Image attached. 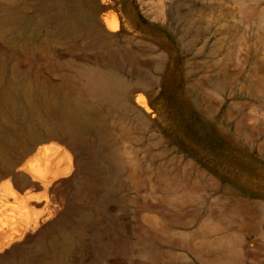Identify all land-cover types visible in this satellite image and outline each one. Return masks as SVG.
Masks as SVG:
<instances>
[{"label":"rangeland","instance_id":"rangeland-1","mask_svg":"<svg viewBox=\"0 0 264 264\" xmlns=\"http://www.w3.org/2000/svg\"><path fill=\"white\" fill-rule=\"evenodd\" d=\"M43 2L0 0L34 20L9 35L27 46L0 40V89L69 101L104 131L46 142L73 164L59 185L76 206L26 253L47 237L66 264H264V0H64L95 39L36 25ZM22 128L0 113V234L33 184Z\"/></svg>","mask_w":264,"mask_h":264},{"label":"bare ground","instance_id":"bare-ground-1","mask_svg":"<svg viewBox=\"0 0 264 264\" xmlns=\"http://www.w3.org/2000/svg\"><path fill=\"white\" fill-rule=\"evenodd\" d=\"M42 5L52 11L40 17L38 22L35 21L36 25L52 20H61L73 33L87 31L93 35V38L97 37L99 30L96 21L92 19L88 23H84L78 13L72 12L68 8L64 0H44ZM32 23L34 20H30L20 13L1 14L0 40L20 47L27 46L34 37L33 33L28 40L22 41H10L9 35ZM107 23L112 29H117V23H112L109 20ZM34 31L35 29L32 32ZM34 97L35 95L22 93L15 87L5 86L0 89V113L11 115L17 123L24 126L18 138L12 140L11 144L19 147L18 150H23L21 159H27L31 155L35 156L28 163L30 171L27 172V175L33 182L31 188L19 193L16 196L15 208L6 211L8 224L0 234V256L2 257H0V261H4L6 264H66L69 255L56 253V244L47 237L39 238L41 248L29 253L25 251L26 245L36 240L31 232L39 226L40 222L57 216L60 208L65 205L76 206V198L73 202V198L66 192L68 190L65 191L59 185V183L65 185L67 182L65 179L72 174L73 164L66 163V153H63L60 158L57 154L59 147L48 146L46 142L65 140L66 135L78 137L80 134H91L94 132L92 128L97 129L98 132L104 130L102 124L93 115L81 111L69 101H61L56 98L48 99L47 105L44 104L43 109L40 110L33 102ZM142 100H144L143 97ZM12 105L15 107L11 108ZM34 116L37 117L39 125L41 123L43 126L45 123L51 122V126H43L49 135L39 143L35 141L39 135L37 132L38 123L31 121ZM39 189H42L43 193H36V190ZM39 204H43V206L38 208ZM23 241H25L24 244L16 252L15 249Z\"/></svg>","mask_w":264,"mask_h":264}]
</instances>
